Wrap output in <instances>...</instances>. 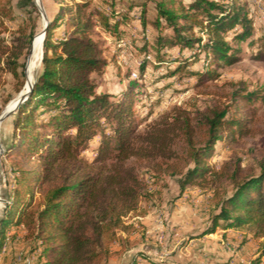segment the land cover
I'll list each match as a JSON object with an SVG mask.
<instances>
[{
    "label": "trees",
    "instance_id": "trees-1",
    "mask_svg": "<svg viewBox=\"0 0 264 264\" xmlns=\"http://www.w3.org/2000/svg\"><path fill=\"white\" fill-rule=\"evenodd\" d=\"M152 1L156 30L165 26L174 32L171 39L157 37L158 56L167 45H180L181 50L194 51L191 57L203 53L207 66L234 63V42H245L255 33L245 7L232 0ZM22 3L37 9L34 0ZM90 4V0H62L52 15L46 11L49 23L42 69L12 119L13 133L2 155L9 160L13 176L0 218V241L7 239L12 224L35 228L42 264H102L112 257L114 252L104 246V239L114 235L124 216L138 209L144 194L132 159L176 176L180 168L171 161L183 158L177 150L182 141L193 162L179 178L184 190L196 183V176L214 173L208 159L225 133L247 136L254 132L250 127L253 109L247 105H237L231 116V105H215L196 123L186 110L179 109L139 132L131 90L116 100L110 93L97 91L93 73H102L107 60L89 32ZM120 14L114 27L121 23ZM11 16L12 5L0 6V34L9 31L5 18ZM140 16L146 27L145 11ZM37 33L36 26L30 32L24 26L13 41L0 38V85L3 74L9 72L19 84L17 91L24 88L26 57ZM188 61L186 57L170 74L182 71ZM145 67L142 62V74ZM97 137L96 157L89 160L84 152ZM240 173L239 162L233 176ZM221 224L224 228L253 224L264 229V161L257 173L243 177L214 207L211 225L203 234L213 233ZM132 262L136 261L128 264Z\"/></svg>",
    "mask_w": 264,
    "mask_h": 264
},
{
    "label": "rangeland",
    "instance_id": "rangeland-1",
    "mask_svg": "<svg viewBox=\"0 0 264 264\" xmlns=\"http://www.w3.org/2000/svg\"><path fill=\"white\" fill-rule=\"evenodd\" d=\"M90 1L93 16L89 32L102 47L107 60L102 73H93L97 91L110 93L116 100L131 90L139 132L146 131L164 114L179 109L186 110L195 123L215 105H231L229 116L237 105H247L254 113L250 123L254 132L247 136L225 133L208 159L214 173L196 176V183L188 184L184 190H181L179 178L193 167V162L182 141L177 150L183 158L171 161L180 168L181 173L176 176L132 159L144 183V194L138 209L124 216L114 235L104 239V246L114 254L102 264H128L130 261H136L135 264H264V229L256 225L224 228L221 224L213 233L203 234L211 225L214 207L231 194L243 177L257 173L264 161V0H232L245 7L253 23L254 36L237 45L234 42L237 57L234 63L209 66L203 53L191 57L194 51L181 50L180 45H167L158 56L157 37L171 39L174 32L165 26L156 30L152 24L156 19L152 0ZM183 1L188 4L191 0ZM34 2L36 10L29 5L21 6V0H0V6L8 3L13 7V16L5 18L9 31L1 33L0 38L11 42L19 35L18 29L24 26L28 27V32L36 26L37 33L42 25V9L52 15L62 0ZM142 11L146 14V27L141 22ZM118 12L121 23L114 27ZM2 29L0 26V31ZM186 57L189 58L187 66L171 75L170 71ZM142 62L146 65L143 74L140 72ZM39 63L31 71L28 67L27 78L31 73L32 81L42 69V59ZM197 71L200 74H196ZM25 86L18 92L19 84L14 76L9 72L3 74L0 117L9 109L13 111L0 121L2 149L6 150L5 144L13 133L12 119L18 109L15 104L26 93ZM246 95L251 97L243 99ZM98 139L84 152L89 160L96 157L94 148ZM2 155L0 218L13 176L9 160L2 159ZM239 162L241 173L235 177ZM34 233L35 228L10 225L7 239L0 241V264H42L41 247L37 248L40 241H36Z\"/></svg>",
    "mask_w": 264,
    "mask_h": 264
},
{
    "label": "bare ground",
    "instance_id": "bare-ground-1",
    "mask_svg": "<svg viewBox=\"0 0 264 264\" xmlns=\"http://www.w3.org/2000/svg\"><path fill=\"white\" fill-rule=\"evenodd\" d=\"M45 23H46V21L43 18L42 25H41V30L35 35V37L33 39V43H32V55H31L30 65H29V70L30 71L34 67V65H36L37 63H39V61L42 59V46H43V40H44L43 29H44ZM31 82L33 83V81H32V75H31V73H29L28 78H27V85L25 86V90L28 91L29 84ZM27 87H28V89H27ZM16 105H17V102H16L15 106ZM15 106H14V108H15ZM8 108H10V107H8ZM12 111H13V108L5 111L3 113L4 117H5V115L6 116L9 115ZM1 150H2V144H1V140H0V151ZM1 190H2V188H1V182H0V205H1V201H2Z\"/></svg>",
    "mask_w": 264,
    "mask_h": 264
},
{
    "label": "water",
    "instance_id": "water-1",
    "mask_svg": "<svg viewBox=\"0 0 264 264\" xmlns=\"http://www.w3.org/2000/svg\"><path fill=\"white\" fill-rule=\"evenodd\" d=\"M43 8V7H42ZM42 14H43V18L45 19L46 23H45V26H44V29H43V35H45L46 33V30H47V27H48V23H49V19H48V16L46 14V11L44 10V8L42 9ZM31 55H32V49H31V53H30V56H29V59L27 61V64H26V76H27V70H28V67L30 65V59H31ZM32 86H33V83L31 82L29 84V89L28 91L24 94V95H21L20 98L17 100V107H19V104L20 102L22 103V101H24L31 93V90H32ZM6 116V115H5ZM4 118V115H1L0 117V121ZM5 151L4 147L3 149L0 151V158H1V155L2 153Z\"/></svg>",
    "mask_w": 264,
    "mask_h": 264
}]
</instances>
